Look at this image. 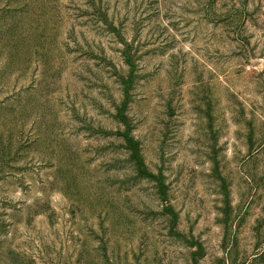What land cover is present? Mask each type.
I'll return each mask as SVG.
<instances>
[{
	"label": "rangeland",
	"instance_id": "rangeland-1",
	"mask_svg": "<svg viewBox=\"0 0 264 264\" xmlns=\"http://www.w3.org/2000/svg\"><path fill=\"white\" fill-rule=\"evenodd\" d=\"M0 264H264V0H0Z\"/></svg>",
	"mask_w": 264,
	"mask_h": 264
}]
</instances>
